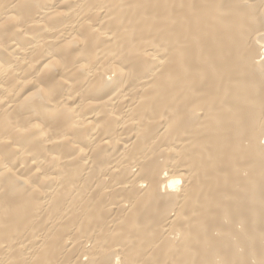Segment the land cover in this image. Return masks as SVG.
I'll return each mask as SVG.
<instances>
[{"label": "bare ground", "instance_id": "6f19581e", "mask_svg": "<svg viewBox=\"0 0 264 264\" xmlns=\"http://www.w3.org/2000/svg\"><path fill=\"white\" fill-rule=\"evenodd\" d=\"M0 264H264V0H0Z\"/></svg>", "mask_w": 264, "mask_h": 264}]
</instances>
